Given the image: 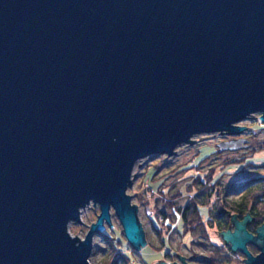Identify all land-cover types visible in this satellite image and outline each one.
<instances>
[{
  "label": "water",
  "instance_id": "1",
  "mask_svg": "<svg viewBox=\"0 0 264 264\" xmlns=\"http://www.w3.org/2000/svg\"><path fill=\"white\" fill-rule=\"evenodd\" d=\"M254 113L264 122V0H0V264H89L111 212L145 248L135 164L239 136ZM90 203L79 241L68 226ZM243 218L223 239L264 264V224L254 238Z\"/></svg>",
  "mask_w": 264,
  "mask_h": 264
},
{
  "label": "rangeland",
  "instance_id": "2",
  "mask_svg": "<svg viewBox=\"0 0 264 264\" xmlns=\"http://www.w3.org/2000/svg\"><path fill=\"white\" fill-rule=\"evenodd\" d=\"M260 117L261 114L254 113L249 115L247 119L236 124L239 128H246V130H244L239 136L232 137L226 134L197 135L191 138V142L195 141L194 143L178 147L174 151L175 154L171 157L157 155L140 160L135 164L130 178L131 186L128 188L127 194L132 199V205L137 209V217L145 235L146 247L141 250L131 249L130 251L124 246L121 249L120 254L126 259L125 261L119 260L116 264H153L155 262H157V264H183V262L184 264H190L191 259L194 257H197V259L208 260L214 264H221L218 262L224 259L223 256L225 255V252H215L210 246L207 247L206 250H203L196 245L191 246V237L189 235L183 236L180 234L178 228L179 224L175 219H171L172 221L168 225L169 227L160 225V223L158 224V232L162 235L163 241L165 242L162 244L159 240V236L157 235L158 233H156V230H153L152 228V217L155 214V210L151 207L149 208L147 201L160 198L157 189L160 187H167L174 183V192L175 190L183 192L186 184L190 181L188 177L192 173L195 172V174L197 173L200 175L205 173L209 174L211 167L223 165L225 162L229 164L227 165L228 167L223 170L224 174H222V184H228L231 182L237 183L243 180L251 181L256 179V185L254 184L256 186V190L254 193L260 192L261 189H264V149L257 150L256 148V151H253V153L250 145V142L258 140L263 142L264 146V122L259 119ZM259 129H261L260 133L256 134V131ZM233 140H241V142L237 144L238 148L236 150L220 151L218 149L220 154H214V149L218 147V144ZM211 153L212 156H210L207 161L200 164L198 168H195L193 172H191L192 170L185 173L178 172V168H182V166H185L186 164L191 163L194 167ZM176 170L178 172L177 174L175 173ZM153 174L154 177L152 178ZM188 174L189 176L186 178ZM150 188H153L154 191ZM171 194L173 195V192ZM141 195L145 201L144 205H142L139 201ZM227 199L238 201L240 196L231 195ZM186 203L187 200H183L179 204L183 206ZM159 207L160 209L163 208L162 201ZM200 213L203 220H205L207 217L206 208L200 207ZM98 215V206H94L91 203L81 209L80 224L71 223L68 226L70 236L78 239L79 241H83L90 226L96 222ZM232 219L233 217L231 220ZM236 221L243 222L244 219L240 221L236 218ZM251 222L252 221L246 223L244 226L247 232V226ZM111 224V228H109L110 230H114L115 232L118 231V233L121 231V226L113 212H111ZM170 227L171 229L168 232L166 229ZM229 228L230 234H233L235 231V225L233 226V223H231ZM227 230L224 233H226ZM103 231L104 230H102V232ZM210 232V241H208V239L206 240L208 245L212 242L219 248H223L225 246L232 251L231 242L227 241L226 243L223 239L222 232L219 236L215 231ZM248 233L251 234L250 232ZM251 235L252 237L257 238V232ZM199 238H202L200 230L193 236L194 241H198ZM262 241L264 242V236ZM250 245L251 244L246 243L245 246L247 250ZM251 249L252 253L249 250L248 251L253 256H256V254L258 255L259 251L257 248L254 247ZM166 253L172 255L173 257L171 259L164 258V254ZM231 253L232 254L227 255L230 260L225 261V264H246L243 262L244 260L246 261V258L242 257V254L238 250L235 249V251H232ZM178 256L184 258L183 262ZM88 262L89 264H115V260L110 256L108 246L97 234L94 235L92 240V252Z\"/></svg>",
  "mask_w": 264,
  "mask_h": 264
},
{
  "label": "trees",
  "instance_id": "3",
  "mask_svg": "<svg viewBox=\"0 0 264 264\" xmlns=\"http://www.w3.org/2000/svg\"><path fill=\"white\" fill-rule=\"evenodd\" d=\"M261 129L256 131V134L260 133ZM255 134V135H256ZM252 147V152L257 150H263V142L254 140L250 142ZM219 148L214 149V154H220ZM229 151V150H228ZM254 153V152H253ZM212 156V153L202 159L194 167L192 164H186L182 168H178V172H188L195 168H198L200 164L207 161L209 157ZM229 163H224L223 165L211 167L209 174H195L192 173L186 176L190 179L188 184H186L183 192L180 190H175V183L167 187L159 188L158 193L160 198L153 200H148L147 204L149 208L155 210V214L152 217V228L156 230L159 240L162 244L163 241L162 235L158 232V224L168 226L172 220L178 221V228L181 235H189L191 237L190 245H196L203 250H206L207 247H211L215 252H225L223 256L224 259L218 263L225 264L224 262L230 260L228 254H232L231 250L228 247L219 248L215 246L212 242L209 245L206 243V240L211 238V232L215 231L219 236L221 232H225L231 225V218L236 215V218L242 221L247 214L251 217V223L247 226L248 232L255 234L257 228L264 224V189H261L260 192L254 193L256 190V179L251 181H241V182H231L228 184H222V174L223 170L226 169ZM176 170V174L178 173ZM155 174V173H154ZM152 175V178L154 177ZM185 179V178H184ZM255 184V185H254ZM154 191L153 188H150ZM151 190V191H152ZM156 190V189H155ZM173 192V195L171 194ZM231 195H238L240 199L228 200L227 198ZM177 198V199H176ZM183 200H187V203L181 206L179 203ZM139 201L144 205L145 201L143 196L139 198ZM163 204V208L160 209V204ZM200 207L206 208L207 217L203 220ZM172 219V220H171ZM161 227V226H160ZM169 227V226H168ZM171 229L167 228L169 232ZM200 230L202 238H199L198 241H194L193 236L197 234V231ZM105 231V232H104ZM103 232L98 233L103 240V242L108 246L110 251V256L115 260V264L120 261H125L126 258L121 256V249L125 246L128 250L133 249L130 244L127 243L122 230L115 232L110 230L107 226ZM216 238V236H215ZM205 241V242H204ZM151 247V246H150ZM153 248V247H152ZM252 245L248 247V250L252 253ZM240 256V254H239ZM173 256L166 253L164 258L171 259ZM242 257H244L242 255ZM204 263L214 264L208 260H204Z\"/></svg>",
  "mask_w": 264,
  "mask_h": 264
},
{
  "label": "flooded vegetation",
  "instance_id": "4",
  "mask_svg": "<svg viewBox=\"0 0 264 264\" xmlns=\"http://www.w3.org/2000/svg\"><path fill=\"white\" fill-rule=\"evenodd\" d=\"M191 263L192 264H207V263H204L202 259H197V257L192 258L191 261H190V264Z\"/></svg>",
  "mask_w": 264,
  "mask_h": 264
}]
</instances>
